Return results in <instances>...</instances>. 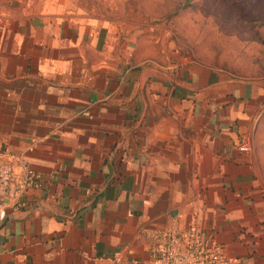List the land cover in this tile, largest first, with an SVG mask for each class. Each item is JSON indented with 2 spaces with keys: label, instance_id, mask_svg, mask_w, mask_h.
<instances>
[{
  "label": "crops",
  "instance_id": "obj_1",
  "mask_svg": "<svg viewBox=\"0 0 264 264\" xmlns=\"http://www.w3.org/2000/svg\"><path fill=\"white\" fill-rule=\"evenodd\" d=\"M18 1L0 0V146L48 184L0 227V264L148 261V231L175 221L264 264V172L237 148L264 124V86L148 62L113 25Z\"/></svg>",
  "mask_w": 264,
  "mask_h": 264
},
{
  "label": "rangeland",
  "instance_id": "obj_2",
  "mask_svg": "<svg viewBox=\"0 0 264 264\" xmlns=\"http://www.w3.org/2000/svg\"><path fill=\"white\" fill-rule=\"evenodd\" d=\"M20 1H31L38 13L62 11L113 25L130 39L134 56L148 62L190 63L264 86V0ZM253 138L264 172V124Z\"/></svg>",
  "mask_w": 264,
  "mask_h": 264
},
{
  "label": "built area",
  "instance_id": "obj_3",
  "mask_svg": "<svg viewBox=\"0 0 264 264\" xmlns=\"http://www.w3.org/2000/svg\"><path fill=\"white\" fill-rule=\"evenodd\" d=\"M253 139L252 135L243 136L238 150L253 152ZM47 184L46 177L34 170L24 155L0 146V227L14 213L35 212V200ZM147 236L153 241L150 259L132 264H233L226 248L203 233L196 222L182 227L175 221L168 227L151 229Z\"/></svg>",
  "mask_w": 264,
  "mask_h": 264
}]
</instances>
